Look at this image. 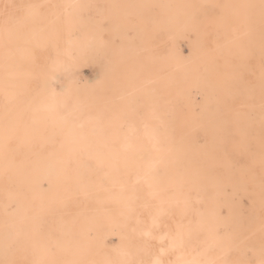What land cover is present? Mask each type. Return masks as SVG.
<instances>
[{"label": "rangeland", "instance_id": "1", "mask_svg": "<svg viewBox=\"0 0 264 264\" xmlns=\"http://www.w3.org/2000/svg\"><path fill=\"white\" fill-rule=\"evenodd\" d=\"M0 264H264V0H0Z\"/></svg>", "mask_w": 264, "mask_h": 264}, {"label": "bare ground", "instance_id": "2", "mask_svg": "<svg viewBox=\"0 0 264 264\" xmlns=\"http://www.w3.org/2000/svg\"><path fill=\"white\" fill-rule=\"evenodd\" d=\"M29 16H30V14H29ZM26 18H27V17H26ZM50 21H51V20H50ZM52 21H53V20H52ZM52 21H51V22H52ZM51 22H50V23H51ZM57 23H59V22H57ZM20 26H21V25H20ZM20 26H19V27H20ZM19 27H18V28H19ZM36 34H37V33H36ZM26 38H28V37H26ZM3 39H4V38H3ZM43 39H44V38H43ZM43 39H42V41H43ZM26 40H27V39H26ZM4 41H5V39H4ZM7 41H8V40H7ZM5 42H6V41H5ZM27 42H28V41H27ZM27 42H26V43H27ZM69 42H70V41H69ZM69 42H68V43H69ZM71 62H72V61H71ZM64 64H65V63H64ZM66 64H67V63H66ZM86 65H87V64H86ZM88 66H89V65H88ZM91 66H92V65H91ZM59 67H60V66H59ZM68 67H69V66H68ZM73 67H75V66L73 65ZM77 67H78V66H77ZM77 67H76V68H77ZM60 68H61V67H60ZM71 68H72V67H71ZM84 68H86V67H84ZM78 69H79V68H78ZM75 72H76V71H75ZM75 74H77V73H75ZM68 75H69V74H68ZM76 76H77V75H74V77H76ZM60 77H61V76H60ZM64 78H65V77H64ZM77 79H78V78H77ZM68 81H69V80H68ZM70 81L72 82V80H70ZM73 81H74V80H73ZM3 115H4V114H3ZM5 115H7V114H5ZM50 117H51V116H50ZM65 122H66V121H65ZM63 125H64V124H63ZM31 126H32V125H31ZM62 127H63V126H62ZM68 127H69V126H68ZM83 133H85V132H83ZM145 133H147V132H145ZM145 133H144V134H145ZM85 134H86V133H85ZM146 135H148V134H146ZM95 136H97V135H95ZM97 137H98V136H97ZM109 140H111V139H109ZM113 143H114V142H113ZM23 144H25V143H23ZM23 144H22V145H23ZM26 147H27V144H26ZM26 147H25V148H26ZM21 149H22V147H21ZM24 150H25V149H24ZM27 150H28V149H27ZM25 151H26V150H25ZM67 158H68V157H67ZM39 159H40V158H39ZM39 159H38V160H39ZM49 165H50V164H49ZM116 180H117V179H116ZM38 184H39V183H38ZM151 186H152V184H151ZM37 188H38V187H37ZM37 188H36V189H37ZM103 189H104V188H103ZM37 190H38V189H37ZM99 192H100V191H99ZM40 193H41V191H40ZM45 193H46V192H45ZM118 196H119V195H118ZM44 197H45V196H44ZM194 200H195V199H194ZM62 201H63V200H62ZM65 201H66V200H65ZM132 206H133V205H132ZM133 207H135V206H133ZM135 209H136V207H135ZM162 209H163V207H162ZM171 211H172V210H171ZM107 212H108V211H107ZM172 212H174V211H172ZM102 215H103V214H102ZM92 217H93V216H92ZM127 217H128V216H127ZM137 217H138V216H137ZM73 218H74V217H73ZM124 218H125V217H124ZM156 220H157V219H156ZM3 221H4V220H3ZM26 239H27V238H26ZM125 240H126V239H125ZM129 240H130V239H129ZM209 240H210V239H209ZM62 242H64V241L62 240ZM118 242H119V241H118ZM44 246H45V245H44ZM139 246H141V245H139ZM143 246H144V244H143ZM145 246H146V245H145ZM209 246H211L212 250L215 248V247H212V245H209ZM118 247H119V246H118ZM27 248H28V247H27ZM29 248H30V247H29ZM207 248H208V247H207ZM211 248L209 247V249H211ZM207 250H208V249H207ZM162 251H163V250H162ZM37 252H38V251H37ZM163 253H165V251H163ZM33 254H34V253H33ZM161 254H162V252H161ZM208 256H209V255H208ZM203 257H204V256H203ZM210 260H212V259H210Z\"/></svg>", "mask_w": 264, "mask_h": 264}]
</instances>
